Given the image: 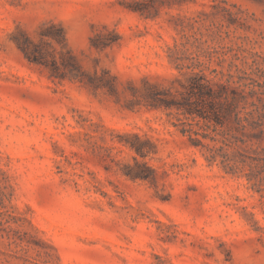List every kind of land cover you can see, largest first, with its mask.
Instances as JSON below:
<instances>
[{
	"label": "rangeland",
	"instance_id": "rangeland-1",
	"mask_svg": "<svg viewBox=\"0 0 264 264\" xmlns=\"http://www.w3.org/2000/svg\"><path fill=\"white\" fill-rule=\"evenodd\" d=\"M49 21L114 91L29 64L14 36L38 41ZM182 43L258 54L264 94V0H0V264H264V168L249 181L209 164L145 99L185 82L168 59ZM133 133L152 145L143 159ZM134 156L154 181L125 174Z\"/></svg>",
	"mask_w": 264,
	"mask_h": 264
},
{
	"label": "trees",
	"instance_id": "trees-1",
	"mask_svg": "<svg viewBox=\"0 0 264 264\" xmlns=\"http://www.w3.org/2000/svg\"><path fill=\"white\" fill-rule=\"evenodd\" d=\"M129 7L144 17L155 18L159 14L158 10L152 12L144 1H134ZM39 35L40 39L35 41L19 30L14 43L29 64L47 71L49 79L114 91V76L110 84H105L81 68L67 46L64 28L59 23L47 22ZM117 39L119 36L112 41ZM181 46L182 49L178 44L169 48L168 59L184 75L185 82L175 92L149 86L145 92L148 105L173 115L172 126L202 152L209 164L219 163L226 173L244 175L251 181L256 177L252 173L254 168H264V94H255L252 77L253 66L257 64L255 58L259 55L254 54L249 62L241 49L227 57L228 51L217 52L199 45L190 51L184 43ZM132 136L133 140L125 145L142 159L153 151L148 138L137 133ZM133 159L134 166L125 174L154 181V169L144 160L135 156Z\"/></svg>",
	"mask_w": 264,
	"mask_h": 264
}]
</instances>
